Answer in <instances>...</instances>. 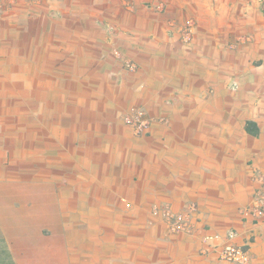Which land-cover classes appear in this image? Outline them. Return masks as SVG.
<instances>
[{"label": "crops", "instance_id": "obj_1", "mask_svg": "<svg viewBox=\"0 0 264 264\" xmlns=\"http://www.w3.org/2000/svg\"><path fill=\"white\" fill-rule=\"evenodd\" d=\"M83 7L77 12H91ZM216 21L213 29L225 25ZM61 24L56 6L0 0V264H233L220 259L221 249L247 242L251 264H264V218L254 225L243 215L254 171L264 173V18L241 51L262 63L243 72L255 97L224 104L200 99L201 88L186 98L187 88L171 84L168 96H184L174 101L170 127L141 138L117 117L113 96L96 100L92 86L71 81L67 58L58 68V56L73 49L58 41ZM203 37L188 49L199 64L168 77L233 75L219 65L225 43ZM236 107L246 119L226 115ZM248 122L258 136L246 132ZM191 204L199 210L193 234L172 235L152 215ZM206 231L221 236L218 249L208 250Z\"/></svg>", "mask_w": 264, "mask_h": 264}, {"label": "rangeland", "instance_id": "obj_2", "mask_svg": "<svg viewBox=\"0 0 264 264\" xmlns=\"http://www.w3.org/2000/svg\"><path fill=\"white\" fill-rule=\"evenodd\" d=\"M25 1L26 5L56 6L57 20L67 26L61 29V24L58 41L70 40L73 48L58 56V68L65 65L67 58L71 81L92 86L90 96L93 94L96 100L113 96L119 104L117 117L136 137L148 136L154 126L170 127V119L175 116L170 114L174 101L179 100L180 94L184 96L182 92L168 96L171 84L177 89L187 88L183 89L189 92L186 98L201 88L200 99L224 104L244 101L245 93L255 97L248 91L254 85L253 78L243 76V72L247 66L258 70L262 63L249 58L247 62L241 51L255 42V33H249V29L263 20L264 0ZM83 6L91 12H77L78 8L85 9ZM230 11L235 13L232 17ZM218 18L225 25L213 29L210 26ZM210 31L225 43L222 55L218 56L219 65L230 69L233 75L211 81L207 76L183 77L173 71V76L168 77L169 70L183 72L199 64L201 56L188 49L197 46L190 45L196 36L213 37ZM166 37L176 38L181 46L165 44ZM228 112L247 117L240 107L227 110L226 115Z\"/></svg>", "mask_w": 264, "mask_h": 264}, {"label": "built area", "instance_id": "obj_3", "mask_svg": "<svg viewBox=\"0 0 264 264\" xmlns=\"http://www.w3.org/2000/svg\"><path fill=\"white\" fill-rule=\"evenodd\" d=\"M253 178L256 184L253 202L249 208L244 210L243 215L257 225L264 218V173L257 169L254 171ZM152 215L162 220L172 235L193 234L196 230V222L199 220V210L195 204L189 205L181 212H175L170 207H155ZM235 236V232H230L229 239ZM220 239L221 236L216 233L206 231L204 235L208 250L218 249L215 242ZM219 256L222 261L233 264H251L252 261L249 242L244 246L230 243L221 249Z\"/></svg>", "mask_w": 264, "mask_h": 264}, {"label": "trees", "instance_id": "obj_4", "mask_svg": "<svg viewBox=\"0 0 264 264\" xmlns=\"http://www.w3.org/2000/svg\"><path fill=\"white\" fill-rule=\"evenodd\" d=\"M246 132L252 136H258L259 135L258 125L255 122H248L246 124Z\"/></svg>", "mask_w": 264, "mask_h": 264}]
</instances>
